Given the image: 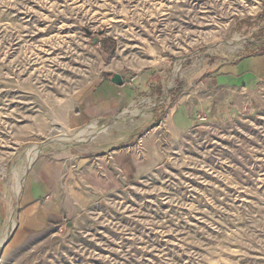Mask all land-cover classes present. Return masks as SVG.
Instances as JSON below:
<instances>
[{
  "label": "rangeland",
  "instance_id": "rangeland-1",
  "mask_svg": "<svg viewBox=\"0 0 264 264\" xmlns=\"http://www.w3.org/2000/svg\"><path fill=\"white\" fill-rule=\"evenodd\" d=\"M262 45L264 0H0V264H264V82L210 94L208 115L186 101L178 124L152 128L140 103L68 125L107 72L151 70L157 89L181 64L159 118L211 62ZM44 159L68 168L29 225L26 178Z\"/></svg>",
  "mask_w": 264,
  "mask_h": 264
},
{
  "label": "crops",
  "instance_id": "crops-1",
  "mask_svg": "<svg viewBox=\"0 0 264 264\" xmlns=\"http://www.w3.org/2000/svg\"><path fill=\"white\" fill-rule=\"evenodd\" d=\"M181 67V64L176 63L171 67L176 78L172 82V85L164 83L161 88L158 86L157 89L154 86L153 71L151 70L146 75L143 74V77L138 75L126 78L122 73H119L122 75L124 81L121 85L112 81L114 73L104 76L80 100L79 105L68 118V125L71 128H93L100 123L112 122L115 118H118V115L129 111L140 103H149V114L152 116L150 118V126L152 128L162 127L161 123L163 119L168 122H175L176 124L180 123L177 115L180 118L182 117L183 106L186 101L191 102V104H188V107L191 108L199 104L203 112L208 115L207 102H213L211 99L213 95H216V97L222 96V102H226L233 92L253 89L259 83L264 82V45L257 49L256 52L238 56L234 60L224 59L222 61L216 62L214 60L211 62L203 80L189 84V86L195 87V91L189 93L181 92L172 100L166 109L165 115L158 120L157 112L159 111V104L167 98L170 93L169 91H176L175 89L173 90V86L174 88H178L182 84V79L180 78ZM163 73L167 74L166 70ZM207 87H214V90L209 95L206 94L208 91L206 90ZM155 90H158L160 102L156 101V97L152 99L147 96V94L155 95ZM212 93L213 95H210ZM167 117L170 119H167ZM141 122L140 119L136 120L130 130L132 134L135 133ZM192 122L195 123V120ZM192 122L190 123L191 125H193ZM181 127L179 131L182 130ZM91 144L93 146L85 145V148L89 151L94 147L96 149L94 151L95 156L92 155V151L89 152V155L85 156L84 162L85 165H88V169L85 168V172L87 170L89 172L92 171L93 164H90V160L93 157H97L96 154L98 153V141H92ZM130 163V161L125 163V169L131 166L132 163ZM67 168L68 166L64 163L50 162L46 159L33 167L26 178L24 202L27 208L24 210V223L34 225L36 222L38 223L48 217V210L45 205H40V199L46 197L49 201L50 197L51 199L52 197L54 198L53 185H56L60 181L63 171ZM52 203H56L55 199H52ZM4 217L2 211L0 213V229L5 220Z\"/></svg>",
  "mask_w": 264,
  "mask_h": 264
},
{
  "label": "water",
  "instance_id": "water-1",
  "mask_svg": "<svg viewBox=\"0 0 264 264\" xmlns=\"http://www.w3.org/2000/svg\"><path fill=\"white\" fill-rule=\"evenodd\" d=\"M97 42H98V38L96 37L95 39H94V44H97ZM107 74L108 75H110L111 73L110 72H107ZM112 81L113 82H115V83H117V84H123V78H122V75L121 74H119V73H114L113 75H112ZM71 224V222H69V225Z\"/></svg>",
  "mask_w": 264,
  "mask_h": 264
},
{
  "label": "trees",
  "instance_id": "trees-1",
  "mask_svg": "<svg viewBox=\"0 0 264 264\" xmlns=\"http://www.w3.org/2000/svg\"><path fill=\"white\" fill-rule=\"evenodd\" d=\"M106 41H107V40L105 39L104 41H101V43H102V44H105V43H106ZM165 113H166V112H165L163 109H161V114H160V116H159V119H158V120H160V119H161V118H162V117L165 115Z\"/></svg>",
  "mask_w": 264,
  "mask_h": 264
},
{
  "label": "bare ground",
  "instance_id": "bare-ground-1",
  "mask_svg": "<svg viewBox=\"0 0 264 264\" xmlns=\"http://www.w3.org/2000/svg\"><path fill=\"white\" fill-rule=\"evenodd\" d=\"M33 158H34V156L31 159H33Z\"/></svg>",
  "mask_w": 264,
  "mask_h": 264
}]
</instances>
